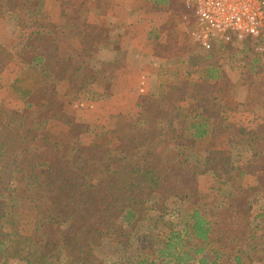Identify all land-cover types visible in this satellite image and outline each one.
<instances>
[{
    "label": "trees",
    "instance_id": "obj_1",
    "mask_svg": "<svg viewBox=\"0 0 264 264\" xmlns=\"http://www.w3.org/2000/svg\"><path fill=\"white\" fill-rule=\"evenodd\" d=\"M146 2L156 11L172 9L163 27L167 41L161 47L172 60L186 63V78L158 96L138 97L136 106L149 110L148 123L157 127L155 131L139 119L127 121L119 115L113 117L116 144L109 138L106 145H83L72 128L87 127L67 115L64 106L81 94L89 101L108 95L114 69L97 58L103 28L43 25L38 0H0V9L23 35L20 71L11 88L28 111L10 125L0 124V233H7L6 243H0L3 263L13 259L23 264H106L94 250L123 221L126 228L117 232L123 248L118 264H264V241H257L264 238V195L257 197L252 211L246 187L232 185L227 197L216 198L221 211L207 219L201 214L208 208L207 197L198 186V178L207 173L239 172L245 177L264 171V141L231 124L221 104V94H228L231 86L222 64L231 59L229 53L240 56L229 73L255 94H264V53L249 46L252 40L244 45L234 38L215 40L203 52L192 40L196 20L180 0ZM177 18L187 26L185 32ZM182 32L190 34L191 42L182 40ZM69 34L80 44L73 58L59 50ZM1 51L0 44V76L7 66ZM101 75L108 80L99 81ZM193 75L197 81L191 80ZM257 76L263 81L256 82ZM64 80L69 89L61 94L58 84ZM54 127L57 132H52ZM222 134L229 137L236 155L246 157L241 166L234 165L230 155L195 156L197 141ZM160 149L167 164L153 187L161 168L162 157L156 154ZM45 170H51L49 181L43 179ZM93 170L95 178L89 181ZM8 194L34 215L27 238L17 234L12 206L2 204ZM49 226L57 238L55 250L40 256L50 244ZM225 249L232 255L224 256Z\"/></svg>",
    "mask_w": 264,
    "mask_h": 264
},
{
    "label": "rangeland",
    "instance_id": "obj_2",
    "mask_svg": "<svg viewBox=\"0 0 264 264\" xmlns=\"http://www.w3.org/2000/svg\"><path fill=\"white\" fill-rule=\"evenodd\" d=\"M39 4H40V8H39V19L42 20V24L43 25H49V24H53L51 19L55 20L56 25H57V19L55 17L57 16H49V14H53V11H57V4L56 5H46L44 3H42V0H38ZM71 2V5H67L64 6L62 3L63 2H59L60 5H62V8H58V10H60L61 12L59 13L60 15L63 13L65 14V19L68 21L69 20V14L71 12H75V10L78 11V13L80 15L81 12H79V10L83 11V12H87L88 13V18L89 15H91V11H89L85 5L83 6H77L74 1H69ZM135 4H130L129 9L133 6H135ZM49 6H51V9L53 11H48L49 10ZM85 6V7H84ZM86 8V9H85ZM79 9V10H78ZM127 8L124 9V12H127ZM50 12V13H49ZM57 13V12H56ZM173 13L172 9H163L162 12L159 13L158 16H160L161 18L165 19L167 21V19L169 18V16H171ZM180 18H177V20H179ZM165 21V23H166ZM49 23V24H48ZM55 25V27H56ZM179 26L180 29L185 32L186 27L185 23H183L181 20H179ZM57 29V28H56ZM182 32L181 34V38L184 41V39H188L189 41L190 39V34L189 36H185V34ZM21 33L19 31L18 28L15 27V25L11 22H9L8 20V16L7 13L4 12L3 10L0 9V44H1V56L3 58V60L7 63L6 68L4 69V73L0 76V124H6V125H10V121L11 120H15L16 118L23 116L25 117L28 113V111L24 108V104L22 101L18 100V98H16V95L13 91V89L11 88V81L19 74L20 71V61L18 59V53L21 50L22 47V42L23 40L21 39ZM23 36V35H22ZM180 40V39H179ZM191 42V41H190ZM251 46V45H249ZM205 52V51H203ZM76 51H74V47L72 45H70V43H65L62 46V54H65L66 58H68L69 56L71 58H73V56L75 55ZM229 56L231 57L230 60L222 62L223 67L229 71L230 68L232 66L237 67L238 66V57L235 55L234 53L230 52ZM244 68L240 69L241 71ZM192 78L196 79L198 78L197 75H194ZM235 78L237 79V75L235 73L231 74V79ZM256 82H261L263 81V78L261 76H257L255 78ZM114 85L113 89L111 88ZM119 85V84H118ZM125 85V84H122ZM111 90H115V87H117L115 84H112ZM154 89V88H153ZM153 89H149V90H145L144 88H141V90L139 91L140 94L143 95H151L154 94ZM256 89V88H254ZM261 90V88H259ZM94 91L96 89H93ZM109 90V89H108ZM101 94H103L102 90L100 89ZM230 92V91H229ZM264 93V92H263ZM118 95L116 96L115 99V103H122L123 105L125 103H131L132 101H134V94H124L122 91H119L117 93ZM106 95V94H105ZM154 95H159V94H154ZM140 96V95H139ZM264 97V96H263ZM83 98V94L80 95L79 99ZM104 99V98H101ZM99 99V100H101ZM98 100V104L100 103V101ZM103 101V100H101ZM94 103H97V101H95ZM110 100L107 104V108L109 106L114 105L113 104H109ZM227 103V106L223 109V114L224 117L228 120V121H232L233 123L235 122V118H240L239 119V123L241 126H245L248 128L247 123L243 121V119L245 118L244 116H240L241 115V111L238 110V108L236 106H234L232 108V106H230ZM109 104V105H108ZM185 105V103H184ZM75 108H78V106H76ZM188 108V106H187ZM228 108V109H227ZM232 111H231V110ZM233 112H237V113H233ZM254 113V120L249 119V125L252 124L253 128H256L254 126L259 125L260 120L259 117L263 118L264 117V111H253ZM128 118L126 119L127 121H135L137 119H139L140 121H143L144 126L147 128H151L152 131H155V129L157 128L156 126H153L148 123V119H149V110H144V109H139L137 108L135 110V113L132 115L131 112H127L126 113ZM228 114L229 117H231L232 119L228 118ZM79 116H77L78 120H85L87 122H89V124H81L83 126H86L87 128H82L80 129V131H78V129H73L72 128V134L74 135H78L79 137V141L83 144V145H88L95 142L98 143H104V145L109 144V138L110 140H112V142L114 144H116V140H113V137L115 138L114 132L113 131V126L115 125V120L113 116H108L105 115L103 112V108L102 107H98L97 109H91L87 108L86 110L84 108L79 110ZM76 122V121H75ZM58 128L54 127V131L52 132H57ZM59 132H61V136L64 137V131L63 129L60 130ZM248 132V131H247ZM250 133V132H249ZM105 140H108L107 142H105ZM69 142V141H68ZM113 146V144L111 145ZM164 149H160L156 151V154L158 157H162V153H163ZM195 156H199L202 157L203 155L205 156L206 153H212L214 157H220V156H226V155H230L232 156V159L234 161V165L236 166H241V164L244 163V161L246 160V157L244 155H236V153L233 150V147L231 146L230 142H229V137L227 135H218V136H214L213 138L211 137L209 139V141H198L196 143V149H195ZM239 162H238V161ZM52 164L54 166V163L50 164V168H52ZM167 164V157L163 156L161 158V168L159 170V172L155 175V180L153 181V187L155 186V183L158 179V176L163 175L164 170H165V166ZM234 173V172H232ZM237 173V172H236ZM241 175L239 174V172L237 174H228V175H223V173H218V175H214L211 173H207L206 175H203L201 177L198 178V186H199V190L200 192H202L203 194L206 195L207 197V202H208V208L204 209L201 211V214L207 218V219H211L212 217L215 216V214H218L221 210H220V201L218 200V203L215 202L216 198L219 196H224L227 197V194L229 192V189L233 186H244L247 189V194L246 196H250L251 201H247L249 203V205L251 206V210L255 211V209H257V204H256V200L257 197L261 196V190L264 186V182L263 180H254L252 175H246L245 177H241ZM50 178L52 179V174H51V170H45L43 173V179L44 180H50ZM87 178L89 179V181L94 180L95 178V171H91L88 175ZM240 182V184L238 183ZM263 183V185H261ZM263 186V187H262ZM2 196V195H1ZM16 198V200L14 199ZM2 204L3 206H12V214L14 215L15 221L18 224L17 227V234L20 235L23 238H27L28 236H30L32 228H33V222H34V215L28 211H26V209L20 205L19 201L17 200V197H12L11 195H6L4 198L2 197ZM43 209H45V205H43L42 207ZM250 211V212H252ZM255 213H253L254 215ZM218 216V215H217ZM54 227H50L48 228V232H50L51 237H50V244L48 247H43L42 248V252L40 256H45L47 257L48 253H51L52 251L55 250L54 245L57 242V238L54 236L52 237V230ZM120 228H126V224L123 221H118L116 223V232L113 233V235L107 240L105 241L104 244L98 246L97 248H95L94 253L96 256H98L101 260H103L106 264H118V260L121 258L122 254H123V248L121 245V238L119 236V229ZM142 229L139 230V232H141ZM5 232H9V231H5ZM138 232V233H139ZM7 233H0V243H6V235ZM16 234V235H17ZM261 235H264V228L260 231ZM17 235V236H18ZM257 241L262 242L264 241V238H259L257 237ZM225 255L224 256H231L232 253L230 252V250L225 249V251L223 252ZM234 254V253H233ZM57 263V261L55 262V264ZM0 264H23L19 261H14L13 259H10L8 261V263H3L2 259L0 260Z\"/></svg>",
    "mask_w": 264,
    "mask_h": 264
},
{
    "label": "crops",
    "instance_id": "obj_3",
    "mask_svg": "<svg viewBox=\"0 0 264 264\" xmlns=\"http://www.w3.org/2000/svg\"><path fill=\"white\" fill-rule=\"evenodd\" d=\"M69 1H74L80 7L85 5L91 11L90 18H88L87 12L78 9L82 15L75 10V12L69 14V20L67 21L65 14H59L61 11L58 8H62V5H60L61 2H63L62 4L64 6L66 4L71 5ZM42 3L53 6L57 4V11H53L51 6H49L48 10L54 12L53 14H49V16H57L55 17L57 19V26L70 27L73 24L84 23L90 26H101L103 28V39L100 42L99 49H97V58L101 63L113 67V79L111 83L117 87L113 91L111 88L113 89L114 85L112 86L111 84L112 87L110 90L107 89L106 92L108 95L103 97L104 99H101L103 101L99 100V104L98 101L97 103H94L95 101H89L85 95L73 104H66L64 106V112L73 117L77 123L89 124L85 120L79 121L77 116H79L80 109L84 108L86 110L90 107L91 109L97 110L98 107H102L104 114L109 117L120 115L127 119L128 116L126 113L129 111L133 115L137 109V99L139 95H142L139 93L141 88L145 90L154 88L153 91L156 94L166 90L168 85L181 82L186 78V63L180 59L177 61L172 60L164 48L161 47L167 41L166 33L163 29L166 20L158 16L162 11L154 10L153 7L147 4L146 0H42ZM135 3L136 5L129 9L130 4ZM125 8L128 9L127 12H124ZM51 21L55 26L56 22L54 18ZM65 43H70L74 47V51L80 49V44L71 38L69 34L61 41L59 48L61 53L62 46ZM95 67H97L96 69L99 68L97 65ZM223 69L226 75H229L231 78V73L225 68ZM172 70H176L174 75L171 72ZM192 77L191 80L197 81V78L194 79ZM98 80H102L104 83L108 80V76L104 78L101 75V78ZM230 84V92L228 94H221L223 96L221 97L222 108L224 109L227 106L226 102L232 108L236 106L241 111L240 116L245 117L243 121L245 120L244 123H247L248 128L241 126L239 123L240 118L237 117L234 123L232 121L229 122L244 128L252 135L258 136L264 141V117H259L260 123L254 126L256 128H253L252 124L249 125L248 122L249 119L254 120L253 111H264V94L253 93L249 85L240 81L238 76L237 79L232 78ZM68 89L69 85L66 80L58 84V91L61 94L66 93ZM119 91H122L124 94H134V101L130 104L128 102L124 105L122 103L116 104L115 99ZM109 100V104H115L107 108V105L104 104H107ZM76 106L78 108H75ZM229 115L228 118L232 119ZM214 136L218 135H213L212 138ZM252 177L254 180H263L264 182V171L255 173ZM260 190L261 195H264V187Z\"/></svg>",
    "mask_w": 264,
    "mask_h": 264
},
{
    "label": "built area",
    "instance_id": "obj_4",
    "mask_svg": "<svg viewBox=\"0 0 264 264\" xmlns=\"http://www.w3.org/2000/svg\"><path fill=\"white\" fill-rule=\"evenodd\" d=\"M180 1L196 20L192 40L203 51L210 50L215 40L234 38L244 45L250 39L251 47L264 53V7L260 0Z\"/></svg>",
    "mask_w": 264,
    "mask_h": 264
}]
</instances>
